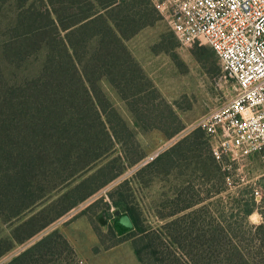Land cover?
<instances>
[{
    "label": "trees",
    "instance_id": "obj_1",
    "mask_svg": "<svg viewBox=\"0 0 264 264\" xmlns=\"http://www.w3.org/2000/svg\"><path fill=\"white\" fill-rule=\"evenodd\" d=\"M142 30L126 0H0V228L14 226L10 236L0 233V259L142 160L135 134L100 81L110 82L141 130H158L168 139L184 130L127 46ZM40 57L39 70L20 77ZM192 137L157 162L168 167L175 156L184 158L193 145L182 146ZM116 161L119 169L112 167ZM220 165L211 148L209 181L225 177ZM207 193L203 197L188 182L158 212L167 221L158 229L143 230L138 215L128 211L115 217L138 232L140 243L133 244L142 264H264V211L263 223L241 240L240 224L227 220L237 216L246 225L254 199L235 201L228 215L224 205L208 202L221 192ZM77 257L54 230L6 264H68Z\"/></svg>",
    "mask_w": 264,
    "mask_h": 264
},
{
    "label": "rangeland",
    "instance_id": "obj_2",
    "mask_svg": "<svg viewBox=\"0 0 264 264\" xmlns=\"http://www.w3.org/2000/svg\"><path fill=\"white\" fill-rule=\"evenodd\" d=\"M132 1L135 3L134 14L142 24L143 30L140 35L129 40L127 46L156 85L165 102L178 115L184 130L171 139L158 130H141L110 82L107 79L100 81L101 89L135 134L143 152L142 160L136 165L125 167L121 176L33 239L17 245L0 259V264L11 261L54 230H59L76 251L77 260L68 264H132V251L135 250L133 243H140L141 238L136 235L138 232L133 230L119 234L118 231L131 228V223L120 218L115 228L110 223V220L116 217L115 212L128 211L137 214L143 230L158 229L167 222L158 217V212L191 181L201 190L203 197L209 194L208 190L221 192L208 202L224 205L228 215L231 214L230 208L236 206L235 201L253 198V189L257 188L260 200L255 202V210L247 218L246 225H241L237 216L228 219L227 223L240 224L237 235L241 240L249 238L248 235L251 231L254 232V227L263 223L260 212L264 211V162L260 155L256 154L242 164L234 163L229 173V181L228 174L223 170L221 172L224 173V178L213 181L207 179L208 162L214 143L200 125L211 111L233 98L237 93L235 82L225 77L219 60L211 53L213 50L210 47L186 44L175 33L165 9L167 0ZM41 61L40 57L29 62L20 71V77L22 74H34L39 70ZM152 104L157 105L158 102L154 101ZM161 110L165 114L170 111L165 106H162ZM156 124L162 125L159 122ZM174 126L171 124L169 127ZM199 130L201 132L196 133ZM193 134L196 137L189 138L182 146L185 151L188 146L193 145L190 151L183 153L184 158L178 152L181 158L175 156L174 164L168 167L164 162H157L166 151ZM123 149L120 144L116 146L118 154L123 152ZM152 156L157 158L145 164V160ZM102 163L105 164L106 161ZM119 164L120 162L116 161L112 165L113 169H119ZM99 167L98 165L92 172ZM30 216L31 214L23 216L21 222ZM13 228L14 226L1 225V236H10ZM119 246L121 249L110 251ZM242 246H246V243L243 242ZM248 251L249 249H244V253Z\"/></svg>",
    "mask_w": 264,
    "mask_h": 264
},
{
    "label": "built area",
    "instance_id": "obj_3",
    "mask_svg": "<svg viewBox=\"0 0 264 264\" xmlns=\"http://www.w3.org/2000/svg\"><path fill=\"white\" fill-rule=\"evenodd\" d=\"M165 9L181 40L210 47L237 86L233 98L200 125L229 181L234 163L256 154L264 162V0H167ZM251 195L258 203L259 190Z\"/></svg>",
    "mask_w": 264,
    "mask_h": 264
},
{
    "label": "crops",
    "instance_id": "obj_4",
    "mask_svg": "<svg viewBox=\"0 0 264 264\" xmlns=\"http://www.w3.org/2000/svg\"><path fill=\"white\" fill-rule=\"evenodd\" d=\"M126 3H127V6L130 8V10L132 11V13L134 14L135 11H134L133 8H135V7H134V6H135V3H134L132 0H126ZM134 15H135V14H134ZM135 17H137V16L135 15ZM140 33H141V32H140ZM140 33H139L138 35H140ZM138 35H136V36H138ZM117 219H118V218H114L113 220H110V223H111L112 225H114V227L116 226ZM115 228H116V227H115ZM128 230H132V229H131V228H129V229L126 228V229H124V230H120V231H118V233L122 235V234H125V233L129 232ZM116 231H117V229H116ZM120 247H121V246L116 247V248H114V249H112V250H110V251H116V250H119V249H121ZM132 253H133V255H134V259L132 258V264H142V263L140 262L138 256L136 255L135 250H133Z\"/></svg>",
    "mask_w": 264,
    "mask_h": 264
},
{
    "label": "water",
    "instance_id": "obj_5",
    "mask_svg": "<svg viewBox=\"0 0 264 264\" xmlns=\"http://www.w3.org/2000/svg\"><path fill=\"white\" fill-rule=\"evenodd\" d=\"M121 214L120 211L115 212V216H119Z\"/></svg>",
    "mask_w": 264,
    "mask_h": 264
}]
</instances>
